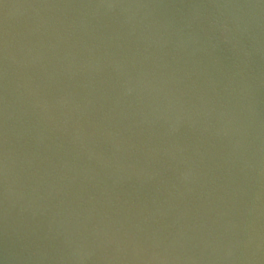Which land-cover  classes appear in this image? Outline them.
<instances>
[{
  "label": "water",
  "instance_id": "1",
  "mask_svg": "<svg viewBox=\"0 0 264 264\" xmlns=\"http://www.w3.org/2000/svg\"><path fill=\"white\" fill-rule=\"evenodd\" d=\"M0 264H264V0H0Z\"/></svg>",
  "mask_w": 264,
  "mask_h": 264
}]
</instances>
